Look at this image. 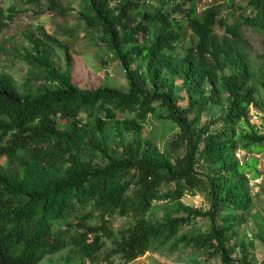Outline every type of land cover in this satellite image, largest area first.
<instances>
[{
	"label": "trees",
	"instance_id": "trees-1",
	"mask_svg": "<svg viewBox=\"0 0 264 264\" xmlns=\"http://www.w3.org/2000/svg\"><path fill=\"white\" fill-rule=\"evenodd\" d=\"M198 1L161 0L142 10L146 0H123L117 8L111 0H82L83 19L121 61L127 90L78 88L69 47L62 46L69 65L61 73L34 39L39 58L32 59L56 87L19 93L0 78V264H39L68 247L85 264L184 247L219 260L212 264H264L236 258L229 244L249 221L250 180L259 175L256 157L243 162L236 151L264 153V120L261 128L250 122L253 105L264 111V76L255 82L244 44L245 27L264 34V0H225L232 21L221 6L199 13ZM6 25L0 5V31ZM188 30L195 44L178 56ZM179 81L186 97L176 92ZM210 104L226 113L203 120ZM150 116L178 128L164 150L143 134ZM110 126L130 137L111 146ZM195 189L207 192L208 208L182 201ZM157 202L163 216L151 221ZM117 217L127 224L116 230ZM198 218L210 220L209 231L184 232Z\"/></svg>",
	"mask_w": 264,
	"mask_h": 264
},
{
	"label": "rangeland",
	"instance_id": "rangeland-1",
	"mask_svg": "<svg viewBox=\"0 0 264 264\" xmlns=\"http://www.w3.org/2000/svg\"><path fill=\"white\" fill-rule=\"evenodd\" d=\"M55 1L58 9L52 8L48 0H0L7 21L5 28L0 31V78L10 79L19 93L28 92L31 86L32 88L43 85L56 87L55 83L45 81V72L40 69L39 63L32 59V55L39 56L32 42L34 39L38 41L43 53L61 73L65 72L69 65L62 46L69 47L73 83L78 88L109 86L127 90L129 82L121 61L101 40L99 31L89 27L81 15L82 12L87 11L82 0ZM121 1L123 0H111L112 7L117 8L116 5ZM237 1L243 2V5L246 4L245 0ZM160 5L161 0H146L142 10H153ZM197 5L199 13L209 7L221 6L224 8L222 15L229 16V21H232V8L227 7L225 0H199ZM61 9L64 12H60ZM234 10L236 14H239L242 8L237 7ZM244 29V44L256 72L255 82L258 83V78L264 76V34L255 32L249 27ZM215 31L219 38L225 35L224 29L220 26H216ZM194 44L195 37L188 30L184 39L177 45L175 54L184 56L188 48ZM28 77L33 81L28 80ZM176 92L182 97L187 95L186 86H183L180 81ZM258 96L264 100L263 87L259 90ZM180 103L185 106L186 100L181 99ZM225 113L226 109L222 105L210 104L203 120ZM263 120L264 111L253 105L250 111V122L261 128ZM59 123L68 127L64 119ZM121 130L113 126L108 128L106 134L111 146L117 145L123 136L130 137L127 132L121 136L119 133ZM177 131L175 124L150 116L143 134L151 138L161 150H164ZM252 156L257 159L259 173L256 179L250 180L254 207L249 214V221L236 229L229 244L236 248L234 253L236 258L240 259L243 254H246L250 260L259 263L264 259V153L236 151V157L243 162L249 161ZM0 162H5V160L0 159ZM182 201L202 209L209 206V196L202 189L187 191ZM162 204L163 202H157L154 205L149 215L151 221L162 218ZM124 224H127L125 218L117 217L113 221L116 230ZM209 229L210 220L198 218L191 226L185 228L184 232L197 234L207 232ZM218 262V259L209 261L206 254L192 247H184L174 252L169 250L148 251L131 262H125L116 256L108 264H212ZM86 263L90 264L89 261ZM39 264H85V262L72 247H68L57 254L48 255Z\"/></svg>",
	"mask_w": 264,
	"mask_h": 264
}]
</instances>
